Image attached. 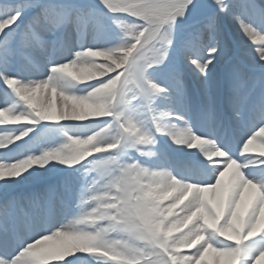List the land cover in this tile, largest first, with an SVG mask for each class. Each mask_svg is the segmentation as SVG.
Listing matches in <instances>:
<instances>
[{
    "label": "snow or ice",
    "instance_id": "6c2138e0",
    "mask_svg": "<svg viewBox=\"0 0 264 264\" xmlns=\"http://www.w3.org/2000/svg\"><path fill=\"white\" fill-rule=\"evenodd\" d=\"M0 264H264V0H0Z\"/></svg>",
    "mask_w": 264,
    "mask_h": 264
}]
</instances>
